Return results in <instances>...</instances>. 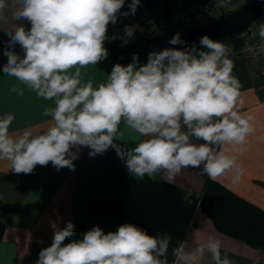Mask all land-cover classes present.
Listing matches in <instances>:
<instances>
[{
	"label": "clouds",
	"instance_id": "obj_1",
	"mask_svg": "<svg viewBox=\"0 0 264 264\" xmlns=\"http://www.w3.org/2000/svg\"><path fill=\"white\" fill-rule=\"evenodd\" d=\"M125 2L16 0L12 18L31 26L19 23L7 33L11 47L3 53L7 62L2 71L54 106L42 113L52 119L43 131L14 135L10 126L15 115L0 117V160L17 175L32 174L38 165L49 163L57 171H75L74 161L83 148L90 157L112 148L137 177L163 172L172 182L182 170L202 166L201 174L210 180L234 170L232 182H238L244 170L225 146L243 145L254 129L253 117L237 109L242 85L232 74L228 45L204 35L199 46L189 47L177 32L168 43L183 50L149 52L146 64L133 53L131 63L115 64L97 87L91 79H82L81 69L108 57V25L117 23L120 15H135L141 4L131 0L129 11L121 13ZM8 7V0H0V21L7 22ZM258 32L259 52L264 53V24ZM124 33L126 44L134 27L126 25ZM16 44L23 56L13 50ZM10 91L24 94L19 86ZM122 123L143 138H133L135 147L115 142L122 141ZM54 229L51 245L39 252L36 264H163L160 257L170 243L168 237L150 236L131 223L107 233L95 226L69 243L65 240L75 235L73 222ZM220 248L219 240L209 239L189 259L210 253L214 264H233L221 256Z\"/></svg>",
	"mask_w": 264,
	"mask_h": 264
},
{
	"label": "crops",
	"instance_id": "obj_2",
	"mask_svg": "<svg viewBox=\"0 0 264 264\" xmlns=\"http://www.w3.org/2000/svg\"><path fill=\"white\" fill-rule=\"evenodd\" d=\"M8 5L5 10L7 22L0 21V117L6 113L15 115L10 126V132L14 135H20L24 130L43 131L51 126L52 119L42 113L46 107L54 106V101L38 97L26 85L2 71L7 62L3 53L6 47H11L7 33L14 31L19 23H24L26 29L31 26L26 21L12 18V12L18 6L16 0H8ZM148 34L145 32L142 37ZM13 50L18 55L24 54L19 44ZM161 50L143 53L139 63L146 64L149 52ZM230 59L234 62L232 74L242 85L241 102L237 109L253 117L254 131L243 145L225 146L226 154L233 156L237 165L244 170L240 180L232 182L233 170L214 182L264 211V92L260 90L258 60L241 57ZM117 63L108 54L107 59L97 65L81 69L82 79H91L93 86L97 87L106 82L107 75ZM14 86L22 88L24 94L21 96L11 92ZM120 131L122 141L115 142L121 145L127 143L129 148L136 146L132 142L134 137L143 139L123 123ZM88 153V148L82 149L79 158L74 161L75 171L67 167L57 171L49 163L48 166L38 165L32 174L17 175L10 171L7 161L0 160V185H14L17 190L18 181L24 179L27 183L20 191L23 196L19 203L12 201V207L4 203L0 210V222L4 225L0 240V264H36L39 252L52 243L54 226L63 228L68 221L74 223L75 232H86L100 225H103L100 228L106 233L113 232L117 224L146 225L157 234L168 237L177 246L172 264H214L210 253L189 259L190 253L209 239L220 241L221 256H227L233 264H264V251L219 232L201 211L200 196L208 178L206 174H201L202 166L184 169L169 182L163 172L152 176L145 174L143 177L130 174L124 161L112 148L100 158L95 156L89 159ZM81 177L85 180L81 181ZM81 182L86 185L78 194ZM104 221H107L108 227ZM86 223H90L91 228Z\"/></svg>",
	"mask_w": 264,
	"mask_h": 264
},
{
	"label": "built area",
	"instance_id": "obj_3",
	"mask_svg": "<svg viewBox=\"0 0 264 264\" xmlns=\"http://www.w3.org/2000/svg\"><path fill=\"white\" fill-rule=\"evenodd\" d=\"M248 1L251 0H141L135 15H128L127 17L120 15L117 23L108 25V33L110 40L115 41L121 39L123 35L125 36L124 28L126 25L134 27L136 34H134L133 40L141 38L145 32H181L176 29L196 16L220 14L228 8V12H225L227 14ZM256 1L264 3L263 0ZM130 3L131 0H126L121 13L129 11L128 5ZM262 20L264 21V17ZM247 34L248 30L230 38L214 40H219L229 46L230 58L250 59L260 53L258 46L261 44V39L258 30L253 33L252 37L247 36ZM260 62L258 77L264 79V59ZM83 233L85 232L81 230L76 231L72 238L65 240V243L71 242L72 239L81 238Z\"/></svg>",
	"mask_w": 264,
	"mask_h": 264
},
{
	"label": "trees",
	"instance_id": "obj_4",
	"mask_svg": "<svg viewBox=\"0 0 264 264\" xmlns=\"http://www.w3.org/2000/svg\"><path fill=\"white\" fill-rule=\"evenodd\" d=\"M225 15L226 14L220 19ZM254 23L261 25L264 24V21L260 19ZM158 33L160 32L151 31L146 37H143V39L137 38L132 40L133 42L130 44L127 43L124 46L112 47L110 35L107 31V38L104 42V46L116 62L126 66L132 62V54H138L139 58L142 55V53L139 52L141 45L148 38ZM199 206L201 211L209 217L214 227L219 232L241 241L249 247L264 251V211L242 198L237 197L209 178H207L204 183ZM139 228L145 230L150 236H161L146 225L140 224ZM3 231L4 225L0 222V240ZM176 252L177 246L170 242L166 254L160 257L163 264H172Z\"/></svg>",
	"mask_w": 264,
	"mask_h": 264
},
{
	"label": "water",
	"instance_id": "obj_5",
	"mask_svg": "<svg viewBox=\"0 0 264 264\" xmlns=\"http://www.w3.org/2000/svg\"><path fill=\"white\" fill-rule=\"evenodd\" d=\"M264 17V5L256 0H251L239 8L227 13L222 19L209 22L195 29L179 32L181 39L187 42V46L195 43L199 46V40L202 36L208 35L210 38H230L246 31L247 28L257 20ZM177 32L158 33L148 38L140 47L139 52L146 53L154 49L178 48L183 50L181 45H171L168 41ZM4 204L0 200V210Z\"/></svg>",
	"mask_w": 264,
	"mask_h": 264
},
{
	"label": "rangeland",
	"instance_id": "obj_6",
	"mask_svg": "<svg viewBox=\"0 0 264 264\" xmlns=\"http://www.w3.org/2000/svg\"><path fill=\"white\" fill-rule=\"evenodd\" d=\"M227 10H228V8H227ZM227 10H225L224 12H221L220 14L219 13H216V14H212V15L196 16L194 19H190L185 25H181V27L180 28H177L176 30L181 31V32H184L186 30H190L192 28L199 27V26H201L203 24H206V23H209V22L218 21L225 14V12H228ZM259 27H260V25L258 23H252L249 26L250 29L249 28L247 29L248 30L247 36L252 37L253 33L256 32L259 29ZM163 32L166 33V31H163ZM134 34H136V33L134 32ZM133 37L127 38L128 41L130 40L128 44H130L131 43V40L134 39ZM142 39H143V37H142ZM124 40H125V36L123 35V37L121 39H118V40H115V41H111L110 40V41H111L112 47H120V46H124L125 45L124 44ZM263 57H264V54L260 52L258 55H255V56H253V57L250 58V59H256V60H258V71H257V73H259V68H260V63H261L260 61L262 59H264ZM260 90L262 92H264V79H261L260 80ZM96 157L97 158H100V155H97ZM88 158L91 159V158H95V157H90L88 155ZM83 180H85V178L84 177H81V181H83ZM18 184L19 185L16 186L17 190L15 189V186L14 185H12L10 187H7L5 185H0V194L2 196L0 200L2 201L3 204L5 203L7 205V207H9V206L12 207V204H13L12 201H15L16 204L19 203L18 201H20V199L23 196L22 192H20V191H22V189L25 187V185L27 183H26V181L24 179H22L21 181H18ZM85 185L86 184L84 182L83 183L81 182V184H79L78 194H79V192H81L82 188L85 187ZM106 222L107 221H104L103 223L108 227L109 224H107ZM86 224H87V226H89L88 224H90V223H86ZM120 225L121 224H117V226H114L113 225L114 226V229H115L114 231H116L117 228H118V226H120ZM100 227H103V225H100ZM89 228H91V227L89 226ZM111 228L113 229L112 226H111Z\"/></svg>",
	"mask_w": 264,
	"mask_h": 264
}]
</instances>
